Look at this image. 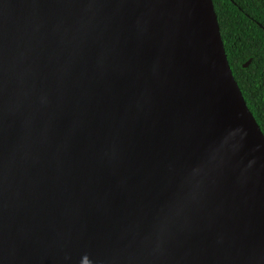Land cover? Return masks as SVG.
Segmentation results:
<instances>
[{
	"label": "water",
	"instance_id": "water-1",
	"mask_svg": "<svg viewBox=\"0 0 264 264\" xmlns=\"http://www.w3.org/2000/svg\"><path fill=\"white\" fill-rule=\"evenodd\" d=\"M0 264H264L213 0H0Z\"/></svg>",
	"mask_w": 264,
	"mask_h": 264
},
{
	"label": "trees",
	"instance_id": "trees-1",
	"mask_svg": "<svg viewBox=\"0 0 264 264\" xmlns=\"http://www.w3.org/2000/svg\"><path fill=\"white\" fill-rule=\"evenodd\" d=\"M213 2L234 77L264 133V28L257 25L259 22L264 27V0ZM254 55V63L243 70L241 64Z\"/></svg>",
	"mask_w": 264,
	"mask_h": 264
},
{
	"label": "flooded vegetation",
	"instance_id": "flooded-vegetation-1",
	"mask_svg": "<svg viewBox=\"0 0 264 264\" xmlns=\"http://www.w3.org/2000/svg\"><path fill=\"white\" fill-rule=\"evenodd\" d=\"M234 5H236L237 6V4L235 3V2H232ZM238 8V7H237ZM240 11H241V8L239 7L238 8ZM249 17V16H248ZM252 21H254V22H257L255 19H253V18H250ZM257 25L259 26V27H261V28H264L259 22H257ZM255 59H256V56L254 55V56H250L245 62H243L242 64H241V68L243 69V70H247L249 67H251V65L254 63V61H255ZM229 61V60H228ZM230 64V63H229ZM231 67V66H230ZM233 72V71H232ZM234 75V74H233ZM239 85V84H238Z\"/></svg>",
	"mask_w": 264,
	"mask_h": 264
}]
</instances>
